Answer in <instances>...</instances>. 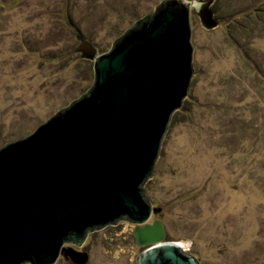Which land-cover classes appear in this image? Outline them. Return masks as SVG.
Returning a JSON list of instances; mask_svg holds the SVG:
<instances>
[{
	"label": "rangeland",
	"instance_id": "1",
	"mask_svg": "<svg viewBox=\"0 0 264 264\" xmlns=\"http://www.w3.org/2000/svg\"><path fill=\"white\" fill-rule=\"evenodd\" d=\"M162 0H0V147L26 137L94 83L98 53ZM220 22L191 10L193 66L162 159L147 183L162 240L201 264H264V0H215ZM128 220L88 234L54 264H138L151 243ZM180 245V244H179ZM30 264V263H26Z\"/></svg>",
	"mask_w": 264,
	"mask_h": 264
},
{
	"label": "water",
	"instance_id": "2",
	"mask_svg": "<svg viewBox=\"0 0 264 264\" xmlns=\"http://www.w3.org/2000/svg\"><path fill=\"white\" fill-rule=\"evenodd\" d=\"M215 0H162L110 49L77 32L74 48L94 60L88 90L26 137L0 147V264H54L64 245L122 220L151 243L138 264H201L193 251L162 240L147 183L163 158L175 110L193 66L191 10L205 27L220 22Z\"/></svg>",
	"mask_w": 264,
	"mask_h": 264
},
{
	"label": "bare ground",
	"instance_id": "3",
	"mask_svg": "<svg viewBox=\"0 0 264 264\" xmlns=\"http://www.w3.org/2000/svg\"><path fill=\"white\" fill-rule=\"evenodd\" d=\"M179 244H180V246L182 245V243H180V242H179Z\"/></svg>",
	"mask_w": 264,
	"mask_h": 264
},
{
	"label": "flooded vegetation",
	"instance_id": "4",
	"mask_svg": "<svg viewBox=\"0 0 264 264\" xmlns=\"http://www.w3.org/2000/svg\"><path fill=\"white\" fill-rule=\"evenodd\" d=\"M72 246L76 248V246H74V245H72Z\"/></svg>",
	"mask_w": 264,
	"mask_h": 264
},
{
	"label": "trees",
	"instance_id": "5",
	"mask_svg": "<svg viewBox=\"0 0 264 264\" xmlns=\"http://www.w3.org/2000/svg\"><path fill=\"white\" fill-rule=\"evenodd\" d=\"M168 240H170V239H168Z\"/></svg>",
	"mask_w": 264,
	"mask_h": 264
}]
</instances>
